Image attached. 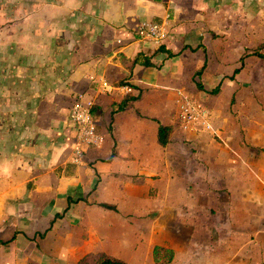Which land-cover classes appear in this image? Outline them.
Masks as SVG:
<instances>
[{
	"label": "crops",
	"instance_id": "1",
	"mask_svg": "<svg viewBox=\"0 0 264 264\" xmlns=\"http://www.w3.org/2000/svg\"><path fill=\"white\" fill-rule=\"evenodd\" d=\"M260 20L264 0H3L0 264H158L156 246L166 264H264V107L232 105ZM146 21L167 38L140 39ZM80 93L103 143L77 165ZM183 97L211 110V132L180 127Z\"/></svg>",
	"mask_w": 264,
	"mask_h": 264
},
{
	"label": "built area",
	"instance_id": "2",
	"mask_svg": "<svg viewBox=\"0 0 264 264\" xmlns=\"http://www.w3.org/2000/svg\"><path fill=\"white\" fill-rule=\"evenodd\" d=\"M140 39L155 43L164 41L168 36L166 23L143 22L137 30ZM106 91L113 87L104 83ZM127 92L132 89L123 87ZM94 101L86 94L80 93L74 100L70 112L69 122L76 130V142L73 148L72 162L82 164L86 148H98L103 143V137L97 130L94 118ZM178 119L180 127L193 132H211L213 130V114L202 102L195 98L183 97L178 104Z\"/></svg>",
	"mask_w": 264,
	"mask_h": 264
},
{
	"label": "trees",
	"instance_id": "3",
	"mask_svg": "<svg viewBox=\"0 0 264 264\" xmlns=\"http://www.w3.org/2000/svg\"><path fill=\"white\" fill-rule=\"evenodd\" d=\"M170 57H174L175 55L172 53H168ZM252 56H255L257 58L260 59H264V45L259 46L257 49H255L252 53H250ZM135 63H143L145 66H151V62L149 61V59H145L142 56H138L135 61ZM206 63L203 67V69L205 68ZM199 70L197 72V75H201L202 70ZM240 71V69H237L235 71V74H237ZM120 86H128V85H124V83H121ZM197 86L200 90H203V86L201 83H197ZM220 87L218 86L216 87L214 90H212L210 92L211 95H217L220 92ZM136 99V98H133ZM172 132V127H165V126H160L159 127V133H158V138H159V143L161 144V146L165 147L167 146V144L169 143V139H170V134ZM102 207L106 208V209H110V210H116V208L114 206L111 205H101ZM153 256H154V260L156 263L158 264H166L169 263L173 260V251L165 248V247H161V246H156L154 248L153 251ZM76 264H128L126 261L117 258L115 256L109 255L107 253H89L87 255H85L83 258H81Z\"/></svg>",
	"mask_w": 264,
	"mask_h": 264
},
{
	"label": "rangeland",
	"instance_id": "4",
	"mask_svg": "<svg viewBox=\"0 0 264 264\" xmlns=\"http://www.w3.org/2000/svg\"><path fill=\"white\" fill-rule=\"evenodd\" d=\"M0 7L3 5V0H0ZM17 17L16 14L13 16ZM263 20V18H262ZM261 21V20H260ZM262 22V21H261ZM260 23V22H259ZM263 24V25H262ZM256 24L253 28V34L251 38V48L253 51L258 45L264 42V23ZM250 71L246 74L245 78H241L242 82L246 84L245 88L241 89V92L235 95L233 100V111H236L238 115L242 114L243 108L246 103H252V106L258 108L264 107V60L253 58L250 64ZM252 116L255 117L256 113L252 111ZM141 250H144L141 248Z\"/></svg>",
	"mask_w": 264,
	"mask_h": 264
}]
</instances>
